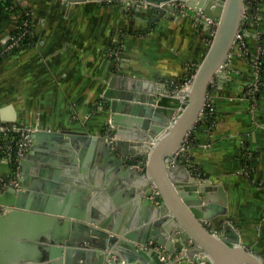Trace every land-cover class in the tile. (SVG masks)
Listing matches in <instances>:
<instances>
[{
  "label": "water",
  "instance_id": "obj_1",
  "mask_svg": "<svg viewBox=\"0 0 264 264\" xmlns=\"http://www.w3.org/2000/svg\"><path fill=\"white\" fill-rule=\"evenodd\" d=\"M145 1L160 10L152 21L177 13L212 26L190 87L171 92L166 84L113 75L103 94L112 113L104 132L36 128L16 182L0 192V264H166L164 254L178 253L211 264H264L229 220L219 230L210 222L226 212L222 188L224 205H212L208 181L174 163L228 64L249 0ZM125 2L133 7L135 0ZM137 146H149L141 161L130 156ZM103 175L106 191L95 182Z\"/></svg>",
  "mask_w": 264,
  "mask_h": 264
},
{
  "label": "crops",
  "instance_id": "obj_2",
  "mask_svg": "<svg viewBox=\"0 0 264 264\" xmlns=\"http://www.w3.org/2000/svg\"><path fill=\"white\" fill-rule=\"evenodd\" d=\"M21 2L31 12L33 32L24 46L0 54V120L7 124L104 132L112 117L103 96L111 76L166 84L171 92L186 90L213 36L212 26L188 14L152 21L160 10L137 2L133 7L119 0ZM249 3L240 28L245 47L235 45L222 76L212 83L206 106L215 112L204 114L191 129L184 155L192 173L208 181L212 205H224L218 196L225 194L226 212L210 222L219 230L229 220L245 244L264 258V0ZM17 26L18 16L0 0V37ZM256 57L262 66L260 85L251 91ZM136 148L130 156L146 158L149 146ZM88 170L96 175L98 169L89 165ZM13 171L11 162L0 156V179ZM104 175L95 176V182L100 180L106 191ZM86 197L90 200L92 194Z\"/></svg>",
  "mask_w": 264,
  "mask_h": 264
},
{
  "label": "built area",
  "instance_id": "obj_3",
  "mask_svg": "<svg viewBox=\"0 0 264 264\" xmlns=\"http://www.w3.org/2000/svg\"><path fill=\"white\" fill-rule=\"evenodd\" d=\"M2 1L8 2L11 9L20 8L24 16L21 18L18 17V26L15 29L3 35L2 37H0V45H1L0 54L14 52L17 49L21 48L22 46L26 44V42L24 43L25 39H28V38L31 39L32 32H33L31 12L28 8L23 6L21 0H2ZM135 2H138V1L135 0ZM141 3L143 5H147L152 8H158V5H155L154 3H151V2H147L145 0H141ZM236 44L241 47H245L244 39L242 37L240 30L237 33L234 47ZM254 67H255L254 69L255 79L254 81H252L251 91L258 90L259 85H260V76H261L262 66H261L259 57L254 58ZM194 74H192L189 82L186 83L187 87L192 83ZM207 107L208 106H206V101H205L202 115L207 114L208 116L211 117L215 111L212 106L210 108H207ZM35 129L36 128L33 125H29L23 122L17 123V124H7L3 122L2 120H0V156H2L3 158L11 162V164L12 163L17 164L16 172L12 173L10 176L2 177L0 179V192H2L4 187L9 182L11 183L16 182V178L19 174L21 160L27 155V152L29 151V148L31 145V133ZM186 149H187L186 141H184L183 146L176 154V159L174 163H176L180 159L181 156L182 157L184 156V154L186 153L185 152ZM184 162L187 163L188 167L190 166V161L188 158ZM161 259L163 261H167V259H170L171 261L179 262L184 258H182V253H178L172 256L164 254L161 257ZM186 259H190V261L197 262V264H211V262L205 258L194 260L193 257H189Z\"/></svg>",
  "mask_w": 264,
  "mask_h": 264
},
{
  "label": "trees",
  "instance_id": "obj_4",
  "mask_svg": "<svg viewBox=\"0 0 264 264\" xmlns=\"http://www.w3.org/2000/svg\"><path fill=\"white\" fill-rule=\"evenodd\" d=\"M4 3L6 4V6L8 7V9H9L14 15H16V16H18V17H20V18L24 16L20 8H14V9H11V7H10V5H9L8 2H5V1H4ZM28 41H30L29 38H28V39H25L24 43H25V42L27 43ZM191 74H192V73H190L189 75H191ZM12 165H13V170H14L13 173H14V172H16V170H17V164H13V163H12Z\"/></svg>",
  "mask_w": 264,
  "mask_h": 264
},
{
  "label": "rangeland",
  "instance_id": "obj_5",
  "mask_svg": "<svg viewBox=\"0 0 264 264\" xmlns=\"http://www.w3.org/2000/svg\"><path fill=\"white\" fill-rule=\"evenodd\" d=\"M189 80H190V79H188L187 82H189ZM184 158L187 159L188 157H186L185 155H184L183 157H182V156L180 157V159H181L183 162L186 161Z\"/></svg>",
  "mask_w": 264,
  "mask_h": 264
},
{
  "label": "bare ground",
  "instance_id": "obj_6",
  "mask_svg": "<svg viewBox=\"0 0 264 264\" xmlns=\"http://www.w3.org/2000/svg\"><path fill=\"white\" fill-rule=\"evenodd\" d=\"M191 85V84H190ZM190 85L186 88V89H188L189 87H190Z\"/></svg>",
  "mask_w": 264,
  "mask_h": 264
}]
</instances>
